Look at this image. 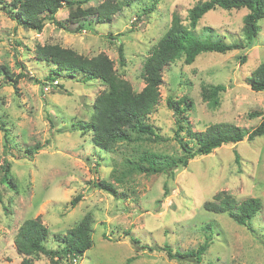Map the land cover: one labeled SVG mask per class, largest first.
<instances>
[{"label": "rangeland", "instance_id": "1", "mask_svg": "<svg viewBox=\"0 0 264 264\" xmlns=\"http://www.w3.org/2000/svg\"><path fill=\"white\" fill-rule=\"evenodd\" d=\"M101 1L89 0L82 7ZM198 1L135 0L108 22L93 16L66 21L69 8L63 6L55 18L67 29L45 20L42 30L36 31L17 21L11 0H0V64L24 74L16 91L0 76V264L22 259L14 238L24 219L39 216L48 229L45 247L61 250L64 244L55 236L86 214L92 220L91 245L73 264H193L169 258L162 248L195 249L207 235L211 240L200 264H264V134L222 145L167 172L136 169L137 164L145 165L140 162L145 153L164 155L155 166L183 156L173 139L177 122L169 101L184 108L179 137L188 147H195L189 132L210 124L229 122L247 131L259 123L264 91L251 89L248 78L264 61V18L257 23L256 38L249 40L243 31L246 8L207 11L194 29L196 37L241 42L243 47L203 51L189 64L183 56L175 59L162 72L160 99L146 118L163 139L130 129L129 137L116 141L112 151L93 143L88 125L94 99L106 84L96 78L85 81L80 72H52L54 65L35 54L44 43L89 57L105 53L115 73L138 91L144 85L142 64L170 25L172 14L188 25V9ZM209 84L226 86L215 107L201 98V87ZM5 159L9 171L7 181H2ZM97 178L111 182L116 194L93 186ZM219 191L237 200H260L261 209L249 228L227 212L204 208V202ZM76 195L81 198L71 206ZM33 258V264H55L42 254Z\"/></svg>", "mask_w": 264, "mask_h": 264}, {"label": "trees", "instance_id": "2", "mask_svg": "<svg viewBox=\"0 0 264 264\" xmlns=\"http://www.w3.org/2000/svg\"><path fill=\"white\" fill-rule=\"evenodd\" d=\"M89 0H11L10 6L15 10L16 18L24 27L41 31L45 20L51 21L56 26L66 28L64 22L55 18L56 12L63 6L69 8L66 21L76 22L80 18L93 16L99 22H108L113 14L123 7L130 5L135 0H103L97 5L82 7ZM154 3L148 7L151 10ZM215 7L224 9L246 8L248 11L243 16V31L249 40L256 38L259 26L258 21L264 18V0H200L188 9V25H185L177 13H173L170 25L158 39L149 56L142 64L143 87L136 91L124 78L115 73L112 59L105 53H98L94 56H86L76 50L61 46L56 43H44L38 45L35 50L37 59L44 60L54 65L52 72L56 70L68 71L71 75L75 72L83 74V79L96 78L106 84L94 99L92 112L89 118V127L92 132L94 144L107 150H114L116 141L127 139L130 129H136L152 138L162 140L157 130L148 122L147 116L156 108L160 99V85L162 83V72L165 67L175 59L183 56L184 62L189 64L195 57L203 51L225 52L231 49L242 48L241 42L227 43L222 40H200L194 34L199 19L209 10ZM78 29V28H77ZM75 29L74 31H77ZM119 59L123 62L122 50L119 47ZM0 76L6 78L17 90L18 80L24 76L23 72L15 74L6 65L0 64ZM248 84L251 89L264 91V61L259 63L252 70ZM226 86L222 84H209L201 87V98L207 102L208 106L215 107L219 103V94L225 91ZM183 103V102H182ZM176 115L177 128L174 130V138L183 151L180 158H172L164 161L161 166H155L164 155L143 154L140 162H145L142 166L137 164L136 169L145 172L149 171H169L178 165H187L188 161L198 155L209 154L212 150L222 145L234 144L244 139L252 140L256 136L264 134V116L259 123L249 129L244 130L240 126L229 122H217L208 125L204 130L190 131L191 137L195 140V147H188L187 143L179 137L183 128L181 121L183 109L180 103H168ZM252 115H261L254 112ZM1 128H4L1 125ZM239 156L236 154L235 161ZM3 175L2 181H7L9 163L5 159L1 165ZM93 186L105 190L115 195V187L109 181L96 179ZM81 195H76L70 200L74 206ZM204 208L221 213L227 212L229 217L239 225L250 227L251 218L261 209V202L258 198H244L237 200L226 191H219L212 196L211 200L205 201ZM89 214L84 215L80 221L69 228L63 235L57 234L58 242L63 243L61 250L48 249L44 245V240L48 235L47 227L41 222L39 216L27 218L19 225L14 238L15 248L22 259L17 264H33V256L42 254L48 257L55 264H59L62 259L67 263L80 257L83 252L90 247V224ZM207 229L211 225L207 224ZM211 237L206 236L205 240L195 249L179 251L172 250L165 245L162 249L167 256L179 261H188L193 264H200L203 253L209 246ZM133 243L138 244V240L133 238ZM145 247V246H140ZM151 249V248H150ZM58 260V261H57ZM242 264V263H230Z\"/></svg>", "mask_w": 264, "mask_h": 264}]
</instances>
